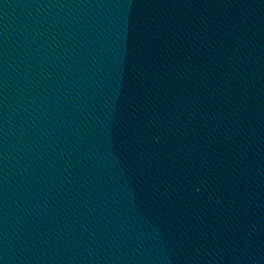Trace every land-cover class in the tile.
<instances>
[{"label": "water", "instance_id": "1", "mask_svg": "<svg viewBox=\"0 0 264 264\" xmlns=\"http://www.w3.org/2000/svg\"><path fill=\"white\" fill-rule=\"evenodd\" d=\"M0 264H264V0H0Z\"/></svg>", "mask_w": 264, "mask_h": 264}]
</instances>
